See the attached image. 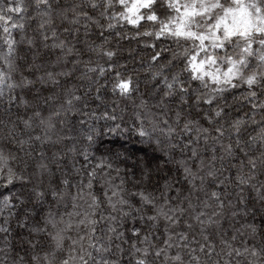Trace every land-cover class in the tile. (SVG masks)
I'll use <instances>...</instances> for the list:
<instances>
[{"label": "snow or ice", "instance_id": "obj_1", "mask_svg": "<svg viewBox=\"0 0 264 264\" xmlns=\"http://www.w3.org/2000/svg\"><path fill=\"white\" fill-rule=\"evenodd\" d=\"M0 264H264V0H0Z\"/></svg>", "mask_w": 264, "mask_h": 264}, {"label": "trees", "instance_id": "obj_2", "mask_svg": "<svg viewBox=\"0 0 264 264\" xmlns=\"http://www.w3.org/2000/svg\"><path fill=\"white\" fill-rule=\"evenodd\" d=\"M143 54L144 53H141V55H143ZM125 55H127V53H125ZM129 67H133V65L131 64L130 60H129ZM142 87H143V84H142ZM134 149H141V151L137 153L138 155L143 154L144 152H147L149 155L152 154V149L147 147V146H142V145H138L137 144V145L134 146Z\"/></svg>", "mask_w": 264, "mask_h": 264}]
</instances>
